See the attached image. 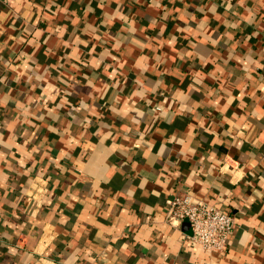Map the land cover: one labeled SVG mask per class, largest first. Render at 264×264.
<instances>
[{
    "label": "crops",
    "instance_id": "obj_1",
    "mask_svg": "<svg viewBox=\"0 0 264 264\" xmlns=\"http://www.w3.org/2000/svg\"><path fill=\"white\" fill-rule=\"evenodd\" d=\"M0 264H264V0H0Z\"/></svg>",
    "mask_w": 264,
    "mask_h": 264
},
{
    "label": "built area",
    "instance_id": "obj_2",
    "mask_svg": "<svg viewBox=\"0 0 264 264\" xmlns=\"http://www.w3.org/2000/svg\"><path fill=\"white\" fill-rule=\"evenodd\" d=\"M227 165L231 171L236 169V166L229 165L226 159L223 160L222 166ZM166 220L173 226L187 220L191 227L189 238L206 250L220 253L229 249L236 227V217L232 212L223 210L190 192L177 193L169 198Z\"/></svg>",
    "mask_w": 264,
    "mask_h": 264
}]
</instances>
